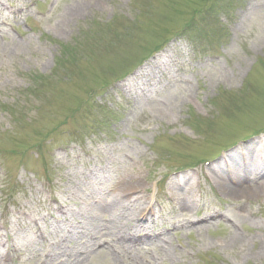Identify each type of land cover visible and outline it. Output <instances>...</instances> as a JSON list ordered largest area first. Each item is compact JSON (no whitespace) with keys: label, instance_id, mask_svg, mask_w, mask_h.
<instances>
[{"label":"rangeland","instance_id":"obj_1","mask_svg":"<svg viewBox=\"0 0 264 264\" xmlns=\"http://www.w3.org/2000/svg\"><path fill=\"white\" fill-rule=\"evenodd\" d=\"M260 138L264 0H0V264H264Z\"/></svg>","mask_w":264,"mask_h":264},{"label":"bare ground","instance_id":"obj_2","mask_svg":"<svg viewBox=\"0 0 264 264\" xmlns=\"http://www.w3.org/2000/svg\"><path fill=\"white\" fill-rule=\"evenodd\" d=\"M245 150L246 149V153H243V157L241 159V163H242V170L243 172L245 173H241V175L239 174H235L233 172V170H229L228 168L225 169V174H224V178H222L221 180L218 181V184L221 188L223 189H229L228 191L232 192V194L234 195H239L241 197L243 196H247L249 195L250 193H252L253 191L257 190L259 188V191H263L264 190V182L258 186H255V188H250L249 185H245L244 182H245V179H248V170H250V167L251 166H254L253 165V160H261L263 157H264V138H261L259 141H258V144H257V147H251V145H248V146H243L241 147V150ZM244 154H245V157L246 159L244 158ZM249 154H251L250 156H248ZM253 156V157H252ZM264 161V160H263ZM246 165V166H245ZM261 167H264V163L261 164ZM232 182V186H229V184ZM229 183V184H228ZM127 229V230H132V229H136L138 228L135 224L132 223V221H130L129 219L125 221V224H124V229ZM132 232V231H131ZM123 234V233H122ZM127 235V236H132L134 234H131L130 232H124V235ZM100 244H98V247H100Z\"/></svg>","mask_w":264,"mask_h":264}]
</instances>
